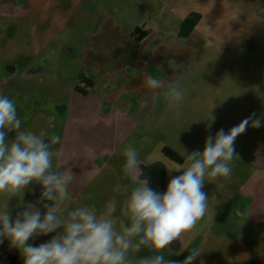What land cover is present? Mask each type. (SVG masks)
<instances>
[{"label": "rangeland", "instance_id": "374dc122", "mask_svg": "<svg viewBox=\"0 0 264 264\" xmlns=\"http://www.w3.org/2000/svg\"><path fill=\"white\" fill-rule=\"evenodd\" d=\"M93 1L107 10L116 3ZM67 2L72 11L58 10L59 6H67ZM143 2H149L152 11L147 12ZM76 3L80 5L82 1L0 0V66L5 61L15 66V72L8 77L0 73V94L16 102L22 130L43 132L45 137L57 135L60 143L70 95L81 84L84 74L81 56L85 34L91 26L90 19L82 22L85 13L76 8L79 6ZM126 6L129 24L150 28L161 16L158 26L162 31L172 32L176 24H189L197 42L190 50L192 59L177 67L174 82L179 80L186 90L183 101L177 108H170L163 96L159 97L152 107L144 109V121L124 145L132 144L140 161L163 166L165 185L158 192L166 190L171 177L182 174L172 170L177 163H183V149L188 154L202 151L208 135L214 137L220 129L228 132L253 113L262 121L261 127L249 126L236 138L237 158L232 162L231 176L205 181L203 191L217 203L196 229L181 237L186 251L200 229L234 227L238 217L226 203L230 191L254 176L253 159L264 152V0H164L163 6L155 0H136ZM32 67L34 72L30 73ZM14 136L10 132L7 139ZM60 143L55 146L58 152ZM170 152L179 161L170 159ZM58 159L54 158V166ZM125 185L132 186L123 172L105 169L89 186L69 190L72 199L62 211L91 204L103 209L115 200L114 215L120 217L119 209L126 194L117 191V186L122 189ZM35 188V183L30 184L22 198L9 201L13 219L24 210V205L34 201ZM116 227L120 228L119 220ZM184 251L165 249L162 254L166 260L180 262L186 257ZM155 254L142 249L131 254V258ZM20 257L7 239L0 243V264H15Z\"/></svg>", "mask_w": 264, "mask_h": 264}, {"label": "clouds", "instance_id": "9594fccd", "mask_svg": "<svg viewBox=\"0 0 264 264\" xmlns=\"http://www.w3.org/2000/svg\"><path fill=\"white\" fill-rule=\"evenodd\" d=\"M144 86L154 97L163 96L170 108H177L186 94L179 80L167 82L153 75H147ZM21 125L16 102L0 94V243L7 239L20 252L23 264H193L203 252L198 247L180 262L166 260L162 252L196 229L213 209L217 201L203 191L205 181L231 176L236 138L249 126L261 127L262 121L253 113L228 132L220 129L214 137L208 135L202 151L188 154L183 149V163L172 170L182 174L171 177L163 193L150 186L137 149L126 145L122 171L132 186H117L126 194L120 217L114 215L115 200L103 209L91 204L62 211L72 199L69 188L75 174L66 165L54 166L60 137L22 130ZM10 132L15 133L12 140L7 139ZM87 151L91 154L92 149ZM33 183L41 187L39 200L24 205L13 219L9 201L22 198ZM50 233L56 235L45 243H29ZM142 249L157 254L131 258Z\"/></svg>", "mask_w": 264, "mask_h": 264}, {"label": "crops", "instance_id": "0c3cea01", "mask_svg": "<svg viewBox=\"0 0 264 264\" xmlns=\"http://www.w3.org/2000/svg\"><path fill=\"white\" fill-rule=\"evenodd\" d=\"M81 1L76 8L85 13L82 22L91 20L81 56L84 87L77 91L75 86L70 95L57 163L72 168L75 174L69 190L89 186L105 169L123 172L125 142L144 121V109L152 107L159 98L144 86L147 75L174 82L177 67L192 59L190 50L197 45L192 31L182 34L181 23L172 32L162 31L158 26L161 16L150 28L129 24L126 5L136 0H115L110 10L93 0ZM155 1L164 4V0ZM143 4L147 12L152 11L149 2ZM66 5L58 10H73L70 2ZM87 149H92L91 154ZM256 156L254 176L230 191L226 202L238 217L234 227L200 229L186 251L181 239L172 242L170 251L183 250L186 259L193 247L200 248L203 252L193 264H264V156L260 165ZM142 163L140 167L147 177L153 169L163 170L158 168L163 167L160 163ZM117 177L121 180L120 174ZM164 182L165 175L159 189ZM40 188L36 184L33 202L39 200Z\"/></svg>", "mask_w": 264, "mask_h": 264}, {"label": "flooded vegetation", "instance_id": "af4514ba", "mask_svg": "<svg viewBox=\"0 0 264 264\" xmlns=\"http://www.w3.org/2000/svg\"><path fill=\"white\" fill-rule=\"evenodd\" d=\"M15 72V66H13V64H11L10 62H2L1 66H0V73L2 74V76H10L11 74H13ZM29 72L32 73L34 72V68H30ZM82 87H84V82H81V84H78L75 89L78 91V89H81ZM46 139V138H45ZM171 153V152H170ZM258 156H261L260 158H257ZM264 155H257L256 156V161L257 164L260 165L262 159H263ZM170 159L172 160H176L179 161L178 156L173 153H171V155H169ZM158 168H163V167H158ZM163 175V170L161 169H153L151 170L150 173H148V178L150 180V186L155 189L156 191L159 189L160 185H161V176ZM41 194V188L39 190V195Z\"/></svg>", "mask_w": 264, "mask_h": 264}, {"label": "trees", "instance_id": "16d2710c", "mask_svg": "<svg viewBox=\"0 0 264 264\" xmlns=\"http://www.w3.org/2000/svg\"><path fill=\"white\" fill-rule=\"evenodd\" d=\"M190 26L189 24H186L182 26V34H186L188 31H190ZM81 92H83V90H81ZM59 231V230H58ZM56 235V233H50L47 236H38L35 237L33 240L29 241V243L33 244L34 246H38L41 243H45L48 240H50L52 238V236ZM15 264H23V259L22 257H20V259L15 263Z\"/></svg>", "mask_w": 264, "mask_h": 264}, {"label": "water", "instance_id": "95a60500", "mask_svg": "<svg viewBox=\"0 0 264 264\" xmlns=\"http://www.w3.org/2000/svg\"><path fill=\"white\" fill-rule=\"evenodd\" d=\"M163 180H164V173H163V175L161 176V184H162Z\"/></svg>", "mask_w": 264, "mask_h": 264}]
</instances>
